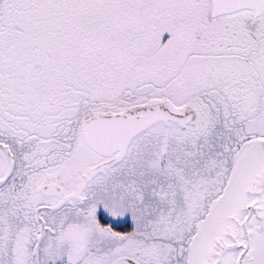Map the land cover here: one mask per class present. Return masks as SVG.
<instances>
[{"label":"snow or ice","instance_id":"6c2138e0","mask_svg":"<svg viewBox=\"0 0 264 264\" xmlns=\"http://www.w3.org/2000/svg\"><path fill=\"white\" fill-rule=\"evenodd\" d=\"M0 264H264V0H0Z\"/></svg>","mask_w":264,"mask_h":264}]
</instances>
